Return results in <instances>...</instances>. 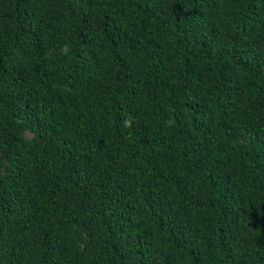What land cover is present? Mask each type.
Masks as SVG:
<instances>
[{"label":"trees","instance_id":"1","mask_svg":"<svg viewBox=\"0 0 264 264\" xmlns=\"http://www.w3.org/2000/svg\"><path fill=\"white\" fill-rule=\"evenodd\" d=\"M0 264H264V0H0Z\"/></svg>","mask_w":264,"mask_h":264},{"label":"clouds","instance_id":"2","mask_svg":"<svg viewBox=\"0 0 264 264\" xmlns=\"http://www.w3.org/2000/svg\"><path fill=\"white\" fill-rule=\"evenodd\" d=\"M62 52H64V54H67V45L64 46L63 49H61ZM125 125L126 126H130L131 125V121L129 120H125ZM167 126L171 127V126H174L175 124V121L173 119H169L167 122H166Z\"/></svg>","mask_w":264,"mask_h":264}]
</instances>
